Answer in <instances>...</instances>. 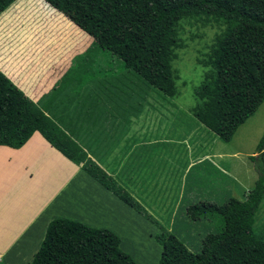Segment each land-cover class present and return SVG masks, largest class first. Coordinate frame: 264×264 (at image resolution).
<instances>
[{
	"label": "trees",
	"instance_id": "16d2710c",
	"mask_svg": "<svg viewBox=\"0 0 264 264\" xmlns=\"http://www.w3.org/2000/svg\"><path fill=\"white\" fill-rule=\"evenodd\" d=\"M15 1L0 0V15ZM44 1L94 38L86 52L75 57L70 68L72 75L81 69L86 81L102 78L96 87L106 94L104 98H118L119 106L129 113L140 114L151 100L150 90H159L165 97L152 98L161 105L169 102L167 97L179 93L180 75L173 61L178 57L177 50L183 47L179 35L183 18L223 27L207 57L198 60L207 70L195 88L199 101L192 108L193 118L221 140L230 142L238 128L264 102V0ZM72 81L71 77L63 76L54 98ZM132 85L143 91L136 104L135 98H129L134 91H125L131 90ZM47 96L35 101L0 69V146L22 148L39 133L51 147L161 227L156 234L162 246L158 264H264V236L254 228L264 199V133L257 144L258 154L253 158L259 176L244 199L232 197L223 203L207 199L187 207L192 220L220 217L223 221L219 231L203 237L201 250L195 252L174 232L160 225L69 134L71 131L66 128L69 125L57 116L56 105ZM29 264L138 263L121 248V238L112 229L55 217Z\"/></svg>",
	"mask_w": 264,
	"mask_h": 264
},
{
	"label": "rangeland",
	"instance_id": "374dc122",
	"mask_svg": "<svg viewBox=\"0 0 264 264\" xmlns=\"http://www.w3.org/2000/svg\"><path fill=\"white\" fill-rule=\"evenodd\" d=\"M222 28L217 24L203 25L194 18L181 20L179 35L183 47L177 50L178 57L173 61V66L180 75L177 80L179 93L174 97H167L168 104L164 102L163 105L157 106L165 112L161 115L163 118H160V124H166L167 127L161 129L162 136H176L178 151L182 152V149L186 147L183 143L187 142V147L199 148L201 154L206 150L208 160L211 161H214L213 157L222 159L223 157L219 155L221 152L224 155L229 153L224 156V165H228L230 168L232 166L234 171L232 170L233 175L227 181L232 178L233 182L240 187L235 190L229 188L232 194H223L221 199L216 198L217 201L214 199L219 203L232 198L229 196L244 199L248 190L254 186L259 171L253 158L258 154L256 152L257 144L264 133V102L257 112L238 128L230 142L221 140L204 124L193 118L192 108L199 101L195 95V88L201 84L207 70V67L198 60L207 57L215 36L221 32ZM93 40L91 35L78 27L69 17L56 11L44 0H17L0 15V69L30 96L39 89L41 93L45 92L55 82L54 87L47 92L48 101H52L56 99L54 91L55 89L57 92L59 91V83L63 76L71 77L78 83L86 82L85 72L82 73L81 69H78L72 75L73 69H70V66L74 63L77 55L86 52ZM47 77L50 78L45 82ZM129 87L131 90L128 88L125 91H134V96L129 98H135L134 104H136V100L143 97V91L133 85ZM149 94L151 99L165 98L159 90H150ZM149 101L160 103L154 99H149ZM144 108L148 110L152 107L145 105ZM154 113L156 114V112ZM154 113L142 114L144 117L150 114L154 116L152 121L145 122V126L155 123ZM177 115L179 116L176 118ZM190 115H193L192 118ZM132 119L135 122V118ZM173 121L180 124L181 127H176L172 123ZM188 121L190 123H187ZM185 123L187 124L183 125ZM155 125L157 126V124ZM135 127L139 130L141 124H135ZM155 132L156 135L160 134V130ZM0 147H4L3 157L0 159V187L10 188L8 203L0 210V219L3 217L9 220L8 217L15 212L18 215H27L25 212L30 207H33L32 212L34 213L35 210H38L37 205L40 204L39 201H35L34 197L48 194L51 188L59 185V181L64 180L65 183H68V178L70 177L72 180L77 174L62 173V168L70 165H72L71 169L80 170L81 168L52 148L39 133L34 134L22 148ZM213 150L215 156L212 154ZM28 158L33 159L31 169H28L26 165ZM185 159H193L191 152ZM181 160V157L177 158V161ZM219 162L221 163L220 160ZM6 169H10V176L2 179V171ZM202 170L203 168L194 170L193 174L204 176ZM78 172L86 173L84 170ZM215 172L217 174L216 169ZM225 172L229 173L228 170ZM66 185L63 188L69 194L74 184L65 189ZM62 198L60 196V200ZM60 200L58 203L50 205L42 217H46L47 220L43 223V226L46 227H44V234L49 222L55 217L74 219L72 208L66 204L61 205ZM182 211L185 213V209ZM159 219L164 221L161 216ZM222 223L220 217H214L194 220L193 225L190 226V219L188 218L185 222L179 215L173 232L192 251L198 252L202 248L203 237L209 232L219 231ZM43 226L37 225L36 228L44 229ZM254 228L259 235L264 236V199L256 214ZM1 230L5 229L0 221ZM116 233L119 234L121 242L123 240L121 248L129 253L138 264L159 263L162 246L156 240L157 232L152 234L144 228H120ZM9 236L11 235L9 234ZM39 247L33 248L30 254L23 256L18 262L7 260L6 264H28ZM0 264H5V262Z\"/></svg>",
	"mask_w": 264,
	"mask_h": 264
},
{
	"label": "crops",
	"instance_id": "0c3cea01",
	"mask_svg": "<svg viewBox=\"0 0 264 264\" xmlns=\"http://www.w3.org/2000/svg\"><path fill=\"white\" fill-rule=\"evenodd\" d=\"M49 78L47 77L45 82ZM101 80L103 79L79 83L72 81L56 96L52 104L56 105L57 116L65 122V125H69L66 127L72 132L69 134H73V138L87 150L89 155L132 193L160 225L173 232L177 218L181 215V219L185 222L189 218L190 226H192L194 220L187 214L189 205L207 199L214 200L218 197L221 199L223 194L230 193L229 188L235 190L240 187L233 182L232 178L227 181L233 175L232 170L234 171L232 166L230 168L224 165V156L229 153L224 155L221 152L219 155L223 157L222 159L213 157L215 163L208 160L206 150L201 154L199 148L187 147V142L183 143L186 147L182 149V152L178 151L176 136H173L176 140L173 137L162 136L161 129L167 127L166 124H160V118H163L161 115L165 113L157 107L161 105L160 103L150 101L146 105L151 106V109L146 110L143 107L138 115L129 113L124 107L119 106L118 98H115L116 101L104 98L105 93L96 87V82L100 83ZM54 85L55 82L42 93L40 89L37 90L31 97L35 101L39 100ZM149 112H156L154 113L155 123L145 126L147 120L152 121L154 118L151 114L142 116L143 113ZM132 118H135V122ZM157 119H159L158 122ZM138 123L141 124L139 130L135 127ZM172 123L176 127H181L174 121ZM156 130H160L159 135H156ZM3 148L0 147V159L3 157ZM189 152L192 154V160L185 159ZM212 154L215 156L214 150ZM178 157L182 160L177 161ZM27 160L26 165L28 169H31L33 159ZM62 162L65 161L62 160ZM71 166L62 168L61 171L62 173L70 172L72 175L77 173L75 177L72 180L69 177L68 183L61 180L59 185L51 188L48 194L34 197L35 201L40 202L37 205L38 210L34 213L33 207H30L25 212L28 216L18 215L15 212L12 216H7L9 220L3 217L0 219L5 229L0 231V263L4 261L6 264L7 260L18 262L23 256L30 254L33 248L41 245L46 228L43 223L47 222L46 217H42L50 205L59 202L60 196L63 197L60 200L61 205L66 204L72 208L74 219L88 225L107 227L114 232H119L120 228H144L152 234L161 231L159 226L128 206L90 175L78 172L82 170L81 168L80 170L71 169ZM201 168H203L204 176L193 174L194 170H201ZM9 171L10 169L2 171V179L9 178ZM72 184H74L73 188L71 187L70 193L67 194L63 187L66 185V189ZM0 190L1 210V207H6L8 203L10 188L0 187ZM159 216L164 221H160ZM37 225L45 228L37 229Z\"/></svg>",
	"mask_w": 264,
	"mask_h": 264
}]
</instances>
